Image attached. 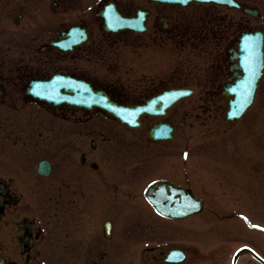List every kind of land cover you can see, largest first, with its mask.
<instances>
[{
    "label": "flooded vegetation",
    "instance_id": "af4514ba",
    "mask_svg": "<svg viewBox=\"0 0 264 264\" xmlns=\"http://www.w3.org/2000/svg\"><path fill=\"white\" fill-rule=\"evenodd\" d=\"M240 1L237 9L196 1L0 0V264H119L113 251L120 264H187L193 234L205 238L204 215L240 216L233 210L248 207L247 216H264V144H225L243 120L252 129L253 108L264 109L263 69L251 107L228 118L229 88L244 75L241 34L256 30L244 11L253 5ZM139 12L142 24L135 23ZM132 17V26L123 24ZM56 77L66 80L57 88L68 96L82 82L127 107L172 89L191 94L130 127L98 106L38 92ZM158 122L172 137L151 136ZM47 136L59 141L57 151L35 156ZM41 160L47 174L38 171ZM160 179L175 187L163 199L175 200L180 186L207 209L180 219L161 215L145 195ZM252 230L250 244L264 257V232ZM170 249L186 258L167 262Z\"/></svg>",
    "mask_w": 264,
    "mask_h": 264
},
{
    "label": "rangeland",
    "instance_id": "374dc122",
    "mask_svg": "<svg viewBox=\"0 0 264 264\" xmlns=\"http://www.w3.org/2000/svg\"><path fill=\"white\" fill-rule=\"evenodd\" d=\"M251 3L254 7L258 8L260 15L255 19L256 26L264 28V0H245ZM264 96V95H263ZM262 96V97H263ZM261 107V106H260ZM34 114V112L32 111ZM255 116L250 124H252V129L247 128L250 120H243L240 122L233 130L226 136L225 144L229 147H246V148H254L260 147L264 144V109L259 108L258 105L253 108L250 112L248 117ZM52 137L47 136L46 139L39 142V150L34 152L35 156H39L44 150L54 152L58 149L59 141L55 139L56 142L48 143V141ZM56 186V182H54V187ZM54 205V203L50 204ZM55 207V206H53ZM247 211H249L248 207H245ZM253 220V219H252ZM253 221L264 224V216L260 215L255 218ZM200 222L199 219H193V224ZM204 224H199L202 228H204L203 232L206 234L204 235L205 238L202 239L199 237V234L194 233L192 236V242L194 250L191 249L190 257L187 261V264H217L216 263V256L215 254H227L229 251L228 248L224 247V250H214L212 247H216L215 245L220 242H230L233 241L232 247H236L237 245H241L246 242H253L252 241V233L253 230L249 229L248 226L243 222V220L239 219H230V220H218V219H211L207 218L204 215L203 218ZM195 227V226H194ZM207 230V231H206ZM195 232V231H194ZM232 233H236L235 236H232ZM260 233V232H259ZM258 233V234H259ZM262 236V233L259 234ZM196 246L199 249L200 256L195 257V253L197 250ZM217 252V253H216ZM264 253V251H263ZM115 256V258H114ZM215 256V257H214ZM117 257V258H116ZM112 258L116 261L119 258V251L112 252ZM136 260V259H135ZM120 264V262H118ZM228 262L225 261L224 264ZM138 264V262L132 263ZM221 264V263H220ZM238 264H255L249 255H243Z\"/></svg>",
    "mask_w": 264,
    "mask_h": 264
},
{
    "label": "water",
    "instance_id": "95a60500",
    "mask_svg": "<svg viewBox=\"0 0 264 264\" xmlns=\"http://www.w3.org/2000/svg\"><path fill=\"white\" fill-rule=\"evenodd\" d=\"M206 1H210V0H206ZM215 1H220V0H215ZM226 2H228V1H226ZM253 14H256V12H254ZM257 36H259V39L257 40L256 43H254V41L258 37H254V38L251 39V47L250 48L248 46L246 47L247 42L246 43H242L241 50L244 53L248 52V53H245L244 55H242V57L244 58L243 61H245L247 59V55H249V54H250V58H251L250 64L249 65L246 64L245 70H247L249 72L248 73V77L249 76H253L254 78L251 77L252 78L251 81L249 80L250 78L246 80L247 83L251 82V90H249V91L246 90L245 94L243 95L244 97L242 96L244 102L240 106L238 104L236 105V114H235L234 117H239L240 114L250 105V103H251V101L253 99V94H254V91H255L256 82H257V80H258V78H259V76L261 74V70H262V66H263V35L261 33V34H259ZM179 96L180 95H178L177 97H179ZM39 171L40 172L48 171V165H47V163L45 161H42L40 163ZM157 187L158 186H156V187L152 186L151 189L149 190V192H151V190H152L153 192L154 191H159V193H160V192H162L164 190L163 186L161 187V190H158ZM176 203L178 205L182 204L181 200H178ZM153 204H154V206L156 207L157 210L164 212L161 207L165 204V202L160 201V200H154ZM200 207H201V202L200 201H197V203H193L191 212L194 213V212L198 211L200 209ZM191 212H188V213H191ZM164 213H166V212H164ZM243 250H248V251L252 252L250 249L242 248L240 252H237L234 255L232 264H235L236 259L243 252Z\"/></svg>",
    "mask_w": 264,
    "mask_h": 264
},
{
    "label": "snow or ice",
    "instance_id": "6c2138e0",
    "mask_svg": "<svg viewBox=\"0 0 264 264\" xmlns=\"http://www.w3.org/2000/svg\"><path fill=\"white\" fill-rule=\"evenodd\" d=\"M183 2L185 3V4H187L188 3V0H183ZM229 2L231 3V2H233V0H229ZM141 15H143L142 13H141ZM246 47H247V45H246ZM181 94H183V93H181ZM233 115H235V113H233ZM255 227H262L261 225H255ZM248 247V245H242L241 246V248H238L236 251L237 252H240L241 251V249L242 248H247Z\"/></svg>",
    "mask_w": 264,
    "mask_h": 264
}]
</instances>
